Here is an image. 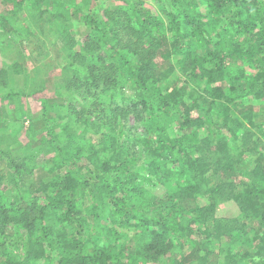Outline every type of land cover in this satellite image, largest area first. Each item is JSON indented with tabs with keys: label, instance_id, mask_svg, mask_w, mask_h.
I'll return each mask as SVG.
<instances>
[{
	"label": "trees",
	"instance_id": "trees-1",
	"mask_svg": "<svg viewBox=\"0 0 264 264\" xmlns=\"http://www.w3.org/2000/svg\"><path fill=\"white\" fill-rule=\"evenodd\" d=\"M155 1L0 0V264H264V0Z\"/></svg>",
	"mask_w": 264,
	"mask_h": 264
},
{
	"label": "rangeland",
	"instance_id": "rangeland-1",
	"mask_svg": "<svg viewBox=\"0 0 264 264\" xmlns=\"http://www.w3.org/2000/svg\"><path fill=\"white\" fill-rule=\"evenodd\" d=\"M145 2L148 6L149 5L152 6L151 4H153L156 1L155 0H145ZM116 3L115 2L112 3L113 7L117 6ZM86 11L87 10L85 9V12ZM21 22H23V21H21ZM20 26H21V23L19 24V27ZM73 31L75 33L74 35L77 37V39L79 41L85 35V29H84L83 23L80 20V18H78V16H75L73 18ZM23 33H24L23 35H22V33H20L21 36H18L17 33L14 36L10 35V37H8L7 39H4L2 42H0V66L3 64L4 61L12 62V61L18 59L22 63L23 62L26 63V67L28 68V70H31V68L33 67V60L31 59L32 57H30L29 49L34 50L35 48H37V46L41 45L39 47H40V50H42L44 52L43 54L46 55L47 64L53 65L51 67L53 69V71H50L48 76L47 75H45L44 77L42 76V79H44L46 82V84H45L46 89H45L44 93H46L48 96H53L54 92H55V79H54V77L60 73V71L62 69V63H63L62 55L59 56V54H60L59 53L60 52L59 46L57 44L52 45V43H50L54 40L53 37L45 38L41 42V41H37L36 38H34L32 36H28L27 32H23ZM181 77L183 79H181ZM178 78H180V80H181L180 83L182 84L183 80H184V76L179 75ZM23 87H24V83L22 81H19V83L16 85V90L18 92L22 91ZM34 102L35 101L33 99H26L27 107L34 110L36 115L40 114L39 109H36V108H38V106ZM3 103L7 104L8 106H12L14 104V102H12L10 100H5ZM253 103H255L254 104L255 107L251 108L254 111V113H252L254 115L251 117V119L255 120L254 122L258 124V123L262 122V120H264V100L254 101ZM0 106H1V103H0ZM232 117H233V120L237 119L235 117V114H233ZM37 121L38 120H36L35 122L37 123ZM245 121L249 122L248 119H246ZM251 130L254 132V131H257V128L253 127ZM254 137L259 140L260 146H261V144L264 146V134L263 133H257L256 134V132H254ZM20 138L22 139V141H24L27 138V135L22 133ZM262 152H264V148L262 149ZM46 179H47V177L44 176V173L42 172V170H38L36 173H34V175L29 176L27 178V182H28V184H30V185L32 184L33 186L36 187L42 181H44ZM194 240L198 241V240H200V238L195 236ZM202 241L204 242L205 239ZM211 247H210L211 252L208 255V260H209L208 264H221L222 259H223V255L220 253V247L219 246L216 247L215 243L212 244ZM179 254H180V249H176L173 253V257H176Z\"/></svg>",
	"mask_w": 264,
	"mask_h": 264
}]
</instances>
